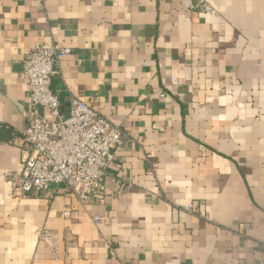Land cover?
<instances>
[{
    "label": "crops",
    "instance_id": "0c3cea01",
    "mask_svg": "<svg viewBox=\"0 0 264 264\" xmlns=\"http://www.w3.org/2000/svg\"><path fill=\"white\" fill-rule=\"evenodd\" d=\"M205 1L0 0V264H264V0ZM37 42L71 49L60 116L80 97L126 134L104 204L16 192Z\"/></svg>",
    "mask_w": 264,
    "mask_h": 264
},
{
    "label": "built area",
    "instance_id": "2783aa9c",
    "mask_svg": "<svg viewBox=\"0 0 264 264\" xmlns=\"http://www.w3.org/2000/svg\"><path fill=\"white\" fill-rule=\"evenodd\" d=\"M180 4L187 9L211 10L205 0H180ZM70 52L69 47L57 43L37 42L21 61L29 102L23 112L24 156L16 179V192L48 194L52 187H59L84 205L104 204L103 177L126 134L80 97H72L68 116H60L59 98L50 89V79L60 72L61 63ZM37 107L42 113L36 111ZM186 209L191 214L198 212L192 203ZM69 214V210L64 212L65 216ZM94 219L102 220L101 217ZM239 227L248 229L250 224L242 222ZM41 238L51 242L54 235L50 230H43Z\"/></svg>",
    "mask_w": 264,
    "mask_h": 264
},
{
    "label": "water",
    "instance_id": "95a60500",
    "mask_svg": "<svg viewBox=\"0 0 264 264\" xmlns=\"http://www.w3.org/2000/svg\"><path fill=\"white\" fill-rule=\"evenodd\" d=\"M11 138V133L0 130V139L9 140Z\"/></svg>",
    "mask_w": 264,
    "mask_h": 264
}]
</instances>
